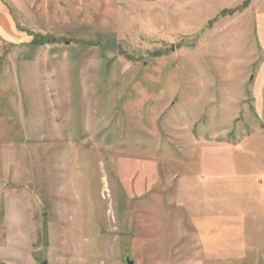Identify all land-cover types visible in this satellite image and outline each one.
Listing matches in <instances>:
<instances>
[{
  "label": "rangeland",
  "instance_id": "obj_1",
  "mask_svg": "<svg viewBox=\"0 0 264 264\" xmlns=\"http://www.w3.org/2000/svg\"><path fill=\"white\" fill-rule=\"evenodd\" d=\"M258 166L264 0H0V204L38 264H264Z\"/></svg>",
  "mask_w": 264,
  "mask_h": 264
},
{
  "label": "crops",
  "instance_id": "obj_2",
  "mask_svg": "<svg viewBox=\"0 0 264 264\" xmlns=\"http://www.w3.org/2000/svg\"><path fill=\"white\" fill-rule=\"evenodd\" d=\"M261 168H264V166ZM2 199L3 203L0 206L3 210V221L0 227H2L5 237L2 245H0V263L38 264L37 258L34 257V237L32 227L29 223L30 211L27 208L25 198L6 193ZM252 216L263 217L264 213L254 214ZM236 222L239 223L225 226L228 228L223 230V232H246L248 229H250L248 231H251V227L246 228L244 222H241V219Z\"/></svg>",
  "mask_w": 264,
  "mask_h": 264
},
{
  "label": "water",
  "instance_id": "obj_3",
  "mask_svg": "<svg viewBox=\"0 0 264 264\" xmlns=\"http://www.w3.org/2000/svg\"><path fill=\"white\" fill-rule=\"evenodd\" d=\"M46 42L43 39H36L32 42V45L34 46H44ZM126 264H133V262L130 260V254L127 252L125 257ZM41 264H48V261H44Z\"/></svg>",
  "mask_w": 264,
  "mask_h": 264
}]
</instances>
